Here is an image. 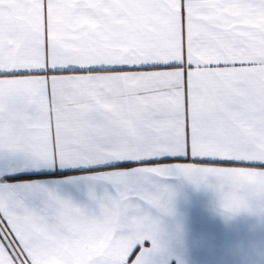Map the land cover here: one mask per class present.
<instances>
[{"label": "snow or ice", "instance_id": "6c2138e0", "mask_svg": "<svg viewBox=\"0 0 264 264\" xmlns=\"http://www.w3.org/2000/svg\"><path fill=\"white\" fill-rule=\"evenodd\" d=\"M21 162L110 167L75 178L86 205L0 182V264H157L172 178L264 213V0H0V164Z\"/></svg>", "mask_w": 264, "mask_h": 264}, {"label": "crops", "instance_id": "0c3cea01", "mask_svg": "<svg viewBox=\"0 0 264 264\" xmlns=\"http://www.w3.org/2000/svg\"><path fill=\"white\" fill-rule=\"evenodd\" d=\"M164 157L162 162L170 161ZM214 164L234 162L211 161ZM97 167H24L22 162L12 165L9 172L0 164V182H34L75 203L89 204V182L75 179L100 171ZM174 189L172 214L161 217L163 248L157 264H264V213L223 212L218 197L210 188L196 187L182 178L167 181ZM110 186L97 184L98 193ZM145 246L148 242L145 241Z\"/></svg>", "mask_w": 264, "mask_h": 264}]
</instances>
